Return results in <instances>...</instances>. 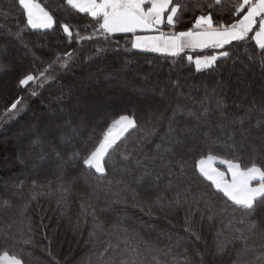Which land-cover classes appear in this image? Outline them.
Here are the masks:
<instances>
[{
    "label": "trees",
    "instance_id": "1",
    "mask_svg": "<svg viewBox=\"0 0 264 264\" xmlns=\"http://www.w3.org/2000/svg\"><path fill=\"white\" fill-rule=\"evenodd\" d=\"M37 2L53 16L52 28L31 29L18 0H0V254L23 264H189L185 257L190 264H264V207L250 232L238 222L244 213L195 168L201 154L236 155L248 166L253 154L257 164L264 156V53L254 32L226 45L230 57L213 69L197 71L187 56L212 49L171 56L133 49L131 34L87 39L97 27L88 14L66 0ZM175 2L187 10L175 28L162 25L164 32L187 31L201 14L211 13L214 25L239 18L232 0ZM49 65L46 75L54 79L19 86ZM122 115L137 127L109 150L105 173H97L83 159ZM241 122L251 130L243 141ZM175 131L190 132L196 148L165 154ZM205 132L220 141L235 133L236 147L217 144L209 153ZM218 244L227 245L222 255Z\"/></svg>",
    "mask_w": 264,
    "mask_h": 264
},
{
    "label": "snow or ice",
    "instance_id": "2",
    "mask_svg": "<svg viewBox=\"0 0 264 264\" xmlns=\"http://www.w3.org/2000/svg\"><path fill=\"white\" fill-rule=\"evenodd\" d=\"M18 2L26 15L27 26H30L31 29H50L53 27L55 22L53 16L37 0H18ZM66 3L79 13L88 14L95 21L97 27L93 31V36L87 37V39H92L99 35L107 41L115 33H131L134 37L131 41L133 49L165 53L171 56H178L186 49L193 51L196 49H212L213 52L209 55H197L195 58L187 56L189 62H194L197 71L211 70L216 66L218 60L229 58L230 53L223 50L225 46L231 45L233 41H244L248 38L249 33L254 32L251 39L255 41L256 46L264 53V0H232L233 14L239 17L234 23L226 25L221 22L214 25L211 13L208 15L201 14L196 17L191 29L169 33L162 31L161 26L166 24L169 28H175L181 11L187 10L186 5L176 3L175 0H66ZM214 3L219 6L222 0H214ZM208 7L211 8L212 5L210 4ZM62 27L63 31L71 38L73 33L70 31L69 26L63 25ZM137 32H155L157 34L137 35ZM76 36L84 39V37H80L79 32L76 33ZM102 51L104 50L97 49V52ZM64 55L71 57V53H65ZM60 60L61 57L57 56L53 64ZM66 65L67 61H65L64 66ZM51 68L52 66L49 65V68L40 72L39 77L31 73L25 75L19 79V86H27L30 82L40 78L54 79L53 76L46 75ZM35 94V92L32 93V95ZM18 103L19 100L15 101L11 105V109H16ZM136 127V120L127 115H122L114 120L100 143L84 157L83 163L89 168H94L97 173H105V157L109 154V150L115 151L114 146L117 145V141L129 129ZM256 127L258 129L261 128L260 125ZM173 131V125L170 122L169 133L172 134ZM239 132L241 141L251 135V130L244 128L243 122H241ZM190 135V132L181 134L179 131H175L174 135H170L163 152L169 157H174L183 155V153L178 151L181 148H186L188 151L196 148L195 140H192L191 143L189 142ZM203 135L206 138V148L209 153L217 150V144H223L224 147L229 149L236 147L235 133L230 134L226 141L213 139L208 132ZM52 150L57 159H62L63 150L59 145L54 144ZM44 155V151L41 150L39 158L43 159ZM77 156V153H73L68 159L74 161ZM218 159L220 164L226 165L225 171H221L215 166ZM240 160L241 157L236 155L233 156V159H224L212 154H201V158L195 162V168L202 177L211 182V186L218 193H222L223 197L231 202L232 206L244 213L238 222H247L249 231L252 232L259 224L255 219V213L258 209L264 207V156L260 158V164H257L255 154H253L250 166L242 165L239 162ZM177 162L180 163V161ZM183 168L184 165L181 163L182 174ZM143 179V177L140 178L141 181ZM156 179L158 180L159 177ZM20 186L22 185H17V187ZM188 190L185 189L184 191ZM174 202L176 204L180 203L179 191L175 195ZM223 211H226V209ZM228 224L231 225V220L228 221ZM125 231L127 230L125 229ZM196 238L199 239V236ZM109 247L112 246L109 245ZM226 247L227 245L218 244L216 254L222 255L226 251ZM133 250L135 251V249ZM105 251H108V249L106 248ZM201 260H203L202 256ZM185 261L190 264V258L185 257ZM0 264H23V261L15 255H9L4 252L0 254Z\"/></svg>",
    "mask_w": 264,
    "mask_h": 264
},
{
    "label": "crops",
    "instance_id": "3",
    "mask_svg": "<svg viewBox=\"0 0 264 264\" xmlns=\"http://www.w3.org/2000/svg\"><path fill=\"white\" fill-rule=\"evenodd\" d=\"M258 27V26H257ZM162 30V29H161ZM165 33H169V32H165ZM115 34H121V33H115ZM125 34H131V33H125ZM137 35H156L157 33H155V32H152V33H142V32H137L136 33ZM132 35V38H134L133 37V34H131ZM254 35V34H253ZM234 42V41H233ZM136 50H140V51H145V50H142V49H136ZM204 50H207V49H204ZM204 50H200V49H196L195 51H193V50H188V49H186L184 52H191V53H195V52H201V51H204ZM152 52V51H151ZM184 52H182V53H184ZM156 53H159V52H156ZM163 54H165V53H163ZM181 54V53H180ZM215 166L216 167H218L221 171H225L226 170V165H223V164H220L219 163V160H217L216 161V163H215ZM229 179H230V176H229ZM210 182V181H209ZM255 183V182H254Z\"/></svg>",
    "mask_w": 264,
    "mask_h": 264
},
{
    "label": "rangeland",
    "instance_id": "4",
    "mask_svg": "<svg viewBox=\"0 0 264 264\" xmlns=\"http://www.w3.org/2000/svg\"><path fill=\"white\" fill-rule=\"evenodd\" d=\"M207 50H211V49H207ZM204 51H206V50H204ZM126 133H127V132H126ZM126 133H125V134H126ZM125 134H124V135H125Z\"/></svg>",
    "mask_w": 264,
    "mask_h": 264
}]
</instances>
